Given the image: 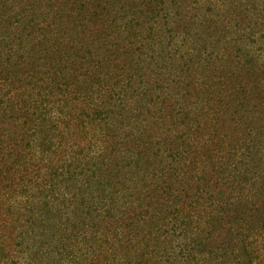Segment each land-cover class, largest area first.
Listing matches in <instances>:
<instances>
[{
	"label": "trees",
	"instance_id": "1",
	"mask_svg": "<svg viewBox=\"0 0 264 264\" xmlns=\"http://www.w3.org/2000/svg\"><path fill=\"white\" fill-rule=\"evenodd\" d=\"M152 2L0 0V264H264L257 73L157 67Z\"/></svg>",
	"mask_w": 264,
	"mask_h": 264
},
{
	"label": "rangeland",
	"instance_id": "2",
	"mask_svg": "<svg viewBox=\"0 0 264 264\" xmlns=\"http://www.w3.org/2000/svg\"><path fill=\"white\" fill-rule=\"evenodd\" d=\"M143 1L138 0L140 3ZM145 1H153L151 5L155 6L161 0ZM146 9L142 6V10ZM160 11V13L143 15L140 9L135 17L137 21L132 23L134 29L131 30L132 33H136L141 29L144 35L151 36L154 31L151 30L150 23L162 25L160 35L153 41L155 51L153 56L158 59L157 67L168 71L183 69L186 72L189 66L187 73H190V76L187 81L193 82L192 75L198 66L197 62L203 61V65L208 64L209 67L216 65L212 76L216 75L213 87L217 88V91L228 84L231 85L230 81L235 80L230 75L232 67L237 63L247 64L257 73L256 76L246 79L251 95L256 97L260 90L264 93V0H164V7ZM128 15L132 16L131 13ZM119 21L121 23L122 20ZM148 22L150 25L147 24ZM154 25L153 28L156 27ZM185 54L187 57L183 62L184 57L182 58L181 55ZM193 62L194 69L190 68ZM159 85L157 83L150 87L154 91ZM211 96L212 99L209 100ZM262 100L264 101V98ZM219 103L221 104L213 93L205 94L199 113H209V110L217 107ZM207 117L204 115L203 121ZM261 117H264V113H261ZM208 130L209 127L206 128V131ZM262 141L264 143V140ZM260 152L259 156H263L264 150ZM263 161H261L262 168H264ZM83 208L84 211L88 210L86 206ZM97 213L99 215V211L92 210V214ZM85 235L87 240L95 236L93 227L85 232ZM66 259H70L71 262L65 264H75L80 260L77 254L63 258L65 261Z\"/></svg>",
	"mask_w": 264,
	"mask_h": 264
}]
</instances>
